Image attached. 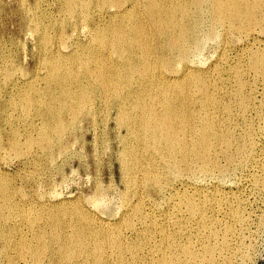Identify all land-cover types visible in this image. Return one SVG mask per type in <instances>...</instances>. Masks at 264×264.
<instances>
[{
  "label": "bare ground",
  "instance_id": "6f19581e",
  "mask_svg": "<svg viewBox=\"0 0 264 264\" xmlns=\"http://www.w3.org/2000/svg\"><path fill=\"white\" fill-rule=\"evenodd\" d=\"M69 1H71V0H69ZM97 1L101 4L102 3L106 4L107 2L109 3L108 6L111 7V11H112L111 17L113 18V20L106 23V20L104 18L106 15V14H104L106 10L100 8V9H98L100 11H97V13L95 14V15H97L98 20H93V22H94L93 27L86 25L87 34L90 36L91 39L93 38L96 41H98L97 43H94V45L100 44V46H104V48H103L104 52H103L102 48H98V49L95 48V49L89 50V51H91V53L87 52L86 59H84L81 62L82 63L81 69H83L82 70L83 74L81 75L82 77H80V83H79L80 84L79 87H80V91H81L80 97L78 94V97L81 98L79 104L81 106V103L83 105V103L85 104L88 101H91L90 103H93V101L95 100V98L97 96L104 99L105 105L108 108V110H104V112L108 111L109 116L112 114V112H114V114H115L114 118L116 120V124L120 128L124 129V134H122L123 142H121V140H119V138H118V142H120V145L122 143L123 146H122L121 150L119 149V147H117V148L120 150L118 154H120L119 155V161L121 164L120 165L121 170L124 174V176H123L125 178L124 180H126V183H127L128 187L130 188L129 190H131L132 194L135 196V201H133L134 199L133 200L131 199L133 202L130 199L127 200V197H126V200L124 199V201H122L121 205H122V207L124 206L125 210H123V212H122V215H121L122 219H121V222H118L119 224L118 223L111 224V223L105 221V222H101L98 225L92 224L91 225L92 227L90 229H86L85 226L84 227H78L79 222H78V225L75 226L76 224L74 222L77 220L76 219L75 221H73V223L75 225H73V223L66 225L68 229L64 231L63 239L60 238L61 233L60 234H58V232L56 233V230L54 232H52V235L50 237L53 238V242L56 244V246H54L55 248H49V249H51V250H49L50 253L45 256L46 258H43V259H45V261L43 260L42 263L44 262V264H236L235 258L237 256V254H238V256L240 254L241 260L244 261V258L247 257L251 251V244L250 245H247V244L239 245L238 241L240 239H242L245 235L244 234L245 232L243 230L244 229L243 226H245V225H243V224H244V220L246 221V219H245L246 216L243 217V215H246V214H243L241 212V210L239 209L240 206L236 207V208L232 207L231 203H232V198H233L232 196L233 195L229 196L225 192L219 191L220 187L218 189V184L222 180L221 176H224L231 169H232V171L235 170L234 166L242 165L244 162H248L249 159L251 160V158H253V156H256V155L252 154L254 147L256 146V141L258 139V133H259V130L257 129V126L255 125V123L256 122H257V124L258 123H264V42L260 46L259 43H261L262 41L261 40L259 41V39H258V34L261 32H264V0H124L123 2H120L121 0H97ZM60 3H61V1H60ZM69 4H70V2H69ZM91 4H93V3H91ZM76 6H79V5H76ZM25 7H26V5H24V8ZM28 7H29V5H28ZM96 7H97V5L94 8L96 9ZM21 8H22V6H21ZM73 8H75V7H73ZM26 9L27 8H25V10ZM108 9L110 10V8H108ZM59 10H60V8H59ZM71 11H73V9ZM60 12H58V13H60ZM37 13H39V11ZM65 13H67V12H65ZM106 13H107V11H106ZM70 14H73V13L71 12ZM74 14H73V16H74ZM81 14H83V13H81ZM76 15H78V14H76ZM90 15H92V14H90ZM75 19H77V18H75ZM85 19H87V17L84 18V20ZM91 19H92V17H91ZM60 21H62V20H60ZM77 22H75V23H77ZM80 24H81V19H80ZM66 25H67V23H66ZM54 26H53V28H54ZM74 26H78V25L75 24ZM63 28L65 30V27H63ZM71 28H72V26H71ZM51 29H49V30H51ZM78 32H80V31H78ZM63 33L65 34L64 31H63ZM63 33H62V35H63ZM59 34L60 33H58V35ZM87 34H85V36ZM58 35H57V37H58ZM8 36H10V35H8ZM82 36L80 34V37H82ZM37 37H39V36L37 35ZM54 37H56V36H54ZM65 37H66V35L64 36V40H66ZM233 38L236 40L235 41L236 45H234L232 43L234 41ZM59 39H60V37H59ZM87 39H89V38L87 37ZM36 40H38V39H36ZM62 40H61V42H62ZM211 40L216 41V44L214 42H212V43L215 44L214 47L216 48L218 55L216 56L217 58L215 59L214 62L210 63L209 61H207L210 64L208 63L205 65L204 61H203L204 59H202V54L204 52L203 50L206 48L205 47L206 43L209 44V41L211 42ZM4 41H6V40H4ZM250 41H252V42H250ZM74 42H75V39H74ZM77 42H79V38L77 39ZM84 42H86V41H84ZM62 44H63V42H62ZM73 44L75 45V43H73ZM208 44H207V46H208ZM210 45H209V47H210ZM52 46H53V44H52ZM91 46H93V45H91ZM229 49H234L235 52L230 54L231 52L230 53L228 52ZM64 51H66V50H64ZM55 52L59 55H63V57H65V58L70 57L73 53V52H71V53L69 52V54L67 53L68 55H66L65 53H62L59 49L56 50ZM49 54H54V52L51 51V53H49ZM82 54H84V53H82ZM113 55L115 56L114 58H113ZM11 56H12V54H11ZM75 56H76V53H75ZM77 58H80V57H77ZM103 59L110 61L109 62L110 64L109 65H103L106 62L105 61L104 63L102 62L103 67H101L102 65L100 66V64H101L100 61H102ZM8 60H7V62H8ZM4 62H6V61H4ZM43 62H45V61H43ZM67 62H69V61H67ZM207 62L205 61V63H207ZM46 63H48V62H45V65H46ZM13 64H11L10 66H12ZM59 64H60V62H59ZM66 64H68V63H66ZM76 64H78V63H76ZM56 65H53V66L51 65L52 66L51 69H53V71L58 68V66H56ZM20 67H22V66H20ZM65 67H66V65H65ZM77 67H78V65H77ZM77 67H76V69H77ZM6 68L7 67H5V69ZM8 68H10V67H8ZM11 69H13V68L11 67ZM46 69L49 70L50 68L48 69V67H47ZM46 69H44L45 72H46ZM59 69L61 70V68H59ZM67 69H68V67H67ZM3 70H4V68H3ZM9 71H11V70H9ZM24 71H26V70L24 69ZM24 71H23V73H24ZM48 73H50V72H48ZM62 73H63V71H62ZM68 73H69V71H68ZM70 73H72V71ZM37 74H38V72H37ZM7 75H8V73H7ZM67 75H69V74H67ZM5 77H7V76H5ZM66 77H68V76H66ZM26 78H24V79H26ZM76 78H77V76H76ZM34 79L32 78L33 81H34ZM17 81L11 82L13 84L12 87H15L18 85ZM61 81H63V80H61ZM61 81H60V83H61ZM70 82H71V80H70ZM52 84H53V82H52ZM67 84H68V82H67ZM59 85L61 86V84H59ZM6 86H7V84H6ZM31 86H33V85H31ZM38 86H39V84H37V88H38ZM47 87H50V86L47 85ZM18 88H19V85H18ZM81 88H83L84 90H82ZM85 89L88 91V94H86V95H84V93L86 92ZM16 90H17V88H16ZM5 91H6V89H5ZM62 92H63V94L65 93V95L67 97L73 98V100L76 97L75 93H73L71 91L66 92V90H62ZM1 93H0V95H2ZM36 93L38 94L39 90ZM47 93H49V92H47ZM21 94L23 95V93H21ZM25 94H26V92H25ZM32 95L30 96L31 97L30 100H32V97H33ZM47 97H48V95H47ZM51 97L54 100H58L57 96L54 94H51ZM20 98H22V97H20ZM37 99H38V97H37ZM66 99H67L66 97H64L63 99L62 98L59 99L60 104H62L63 107L66 106V104H65L66 102L68 103V101ZM38 100H40V99H38ZM48 100L49 99H47V102H48ZM68 100H71V99H68ZM76 100H78V99H76ZM3 101H4V98H3ZM33 101L34 100H32L31 103ZM71 103H74V102L72 101ZM34 104H32V105H34ZM48 105L50 106V103ZM12 106H13V104H12ZM45 106L46 105H44V107ZM80 106H79V108H80V110H82ZM83 106H85V105H83ZM4 107H6V106H4ZM22 107L24 108L26 106H22ZM86 107H87V105H86ZM90 107H93V106L91 105ZM90 107H88L89 112H90ZM56 108H58V107H56ZM76 108L74 107V110ZM85 108H83V109H85ZM67 109H69V108H67ZM48 110H49V108H48ZM71 110L69 111L70 113H71ZM74 110H73V112H74ZM3 111H7V110H3ZM12 111H14V108ZM12 111H10L9 113H11ZM24 111H27V110L25 109ZM38 111H39V109H38ZM67 111L64 113H67ZM77 111H76V113H77ZM93 111H94V109H93ZM46 112L49 113V111H46ZM52 112H55V111H52ZM85 112H82V113H85ZM26 113H28V112H26ZM64 113H63V115H64ZM11 114H14V112ZM105 114H107V112ZM10 115H8V116H10ZM26 116H27V114H26ZM51 116H52V114H49L47 118L49 119V117H51ZM109 116L107 118H109ZM64 117H66V116H64ZM78 117H80V116H78ZM94 118H95V116H94ZM21 119H22V117H21ZM72 119L73 118H70V121ZM15 120H17V119H15ZM19 120L20 119H18V121ZM26 120H27V118H26ZM14 122H16V121H14ZM24 122H26V121H24ZM29 122H30V120H29ZM39 122H42V121H39ZM51 122H52V119H51ZM54 122H55V120H54ZM48 123L46 122V125ZM8 124H9V121H8ZM37 124H38V122H37ZM44 124H45V122H43L41 126H43ZM50 124L51 123H49V125ZM55 124H56V122H55ZM67 124L68 123H66L64 125H67ZM73 124H75V123H73ZM14 125H15V123H14ZM79 125H81L80 122H79ZM105 125H106V122H105ZM31 126H32V122H31ZM71 126H72V124L70 125V127ZM11 127H12V125H11ZM29 127H30V125H29ZM65 127H64V129H65ZM60 128H61V126H60ZM18 129H20V128H18ZM24 129H26V128L24 127ZM51 129L49 128V130H51ZM45 130L47 131V129H45ZM68 130H70V128H68ZM39 131H41V130H39ZM53 131H51V132H53ZM119 131H122V130L119 129ZM4 132H5V130H4ZM14 132H16V131H14ZM34 132H35V130H34ZM51 132H49V133H51ZM66 132H67V129H66L65 133ZM27 133H29V132H27ZM20 134L22 135L23 133H20ZM53 134L54 133H52L51 135H53ZM58 134L60 135L61 133L58 132ZM28 135L29 134H27V136ZM40 135H41V133H40ZM54 135H56V133ZM119 135L120 134H118V136ZM21 137H23V135ZM37 137L40 138L41 136L38 135ZM45 137L47 140V136H45ZM55 138H56V136H55ZM62 138L63 137H61V139ZM18 139H20L19 141L22 140L21 138H18ZM50 139H48V140H50ZM43 140L44 139L41 138L42 143H43ZM36 141H38V140H36ZM50 141H48V142H50ZM51 142L53 143V141H51ZM15 143H17V142H15ZM24 143H23V146H24ZM39 143L36 142V144H39ZM2 144H3V142H2ZM53 144H55V143H53ZM57 144H58V142H57ZM96 144L94 143V145H96ZM11 145L13 146V144H11ZM25 145H27V142ZM28 145H29V143H28ZM28 145H27V147H29ZM12 146H11V148H13ZM14 146H15L14 148L16 150L17 146L15 144H14ZM39 146H40V144H39ZM44 146H42L43 149L46 148V146L45 147ZM11 148H9V149H11ZM21 148H23V147H21ZM49 148H50V146H49ZM4 149H6V147ZM52 149H53V147H52ZM72 149H74V148H72ZM22 150H20V152ZM25 150L27 151L28 149H25ZM30 150H32V149H30ZM49 150H51V149H49ZM103 150H105V149L103 148ZM64 151H65V149H64ZM5 152H6V150H5ZM9 152H10V150H9ZM51 152L53 153L52 150L49 153H51ZM254 152H255V150H254ZM4 153H3V155H4ZM28 153H30V152L28 151ZM57 153H58V151H57ZM25 154H26V156L25 155L24 156L27 157L26 152H25ZM39 154L41 155V153H39ZM46 154L44 153L45 156H46ZM66 154H67V152H66ZM95 154H96V152H95ZM37 155H38V153H37ZM16 156H17V154H16ZM4 157H6V156H4ZM19 157L20 156H18V158ZM21 157L23 158V156H21ZM40 157H43V156H40ZM2 158H3V156H2ZM64 158H66V157H64ZM220 158L226 160L228 162V165L223 166L220 163ZM48 159H50V158L48 157ZM32 160H34V159H32ZM27 161H30V158H29V160L27 159ZM46 161H47V159H46ZM63 161L64 160H62V162ZM34 162H38V161H34ZM99 162H100V160H99ZM255 166L256 165L254 164V168H255ZM257 167L259 168V170L262 174V181L258 182L257 184L259 186H261L262 190H264V161L262 163L259 161ZM96 174H97V172H96ZM1 178H2V176L0 177V179ZM201 178H204V179H201ZM207 178L211 182H213L212 186L214 189L209 190L210 193L212 192L211 194L205 193V192H203V190H197V189H199V187L197 188V186H196V185H198V183L201 185V187L207 186L206 188H208V185H206V179ZM4 179H5V177H4ZM6 179H7V177H6ZM1 182L3 183V181H1ZM7 182L10 185L12 183V182L10 183V180H8ZM8 183H7V185H9ZM96 183H98V182H96ZM208 183H210V182H208ZM222 183L223 184L225 183L224 180H222ZM190 184L193 186L192 192L189 189V191L191 193L187 192V190H186L187 185H190ZM111 186H112V184H111ZM126 186H125V188H127ZM192 186H188V187H192ZM220 186H222V185H220ZM115 187H117V186L115 185ZM180 188H184V189H182L183 191H180ZM1 189H0V192L4 191L5 189L7 190L8 187H6L3 190H1ZM9 189H10V192H11V190L14 191L13 188L12 189L10 188V186H9ZM122 189H123V187H122ZM95 190H96V188H95ZM95 190H94V193H95ZM20 193L23 194L22 191ZM41 193H42V191H41ZM100 193L102 194L101 190H100ZM231 194H233V193H231ZM239 194H238V197H240ZM1 195H3V194H1ZM10 195H12V193ZM57 195H59V194H57ZM13 196H15V195H13ZM20 196L22 197V195H20ZM3 197L5 198V196H3ZM236 197H234V198L236 199ZM17 198L19 199V197H17ZM31 198L32 197L28 198V200ZM93 198H94V196H93ZM6 199H4V200H6ZM57 199H58V197H57ZM238 199H240V198H238ZM242 199H241V201H242ZM40 200H42V197ZM53 200H54V198H53ZM71 200H73V199H71ZM14 201H12V202H14ZM66 201H68V200H66ZM162 201L165 204H167L168 202L171 203L169 210H165V209L163 210V208H161L160 205H161ZM21 202H23V201H21ZM38 202H39V200H38ZM88 202H89V198H88ZM92 202H93V200L91 201V203ZM236 202H240V201L238 200ZM16 203H13L12 205H14ZM25 203H26V207L29 206V205H27V202H25ZM30 203H31V200H30ZM33 203H35V202H33ZM68 203H70V202H68ZM98 203L99 202H95V204H93V208H95L94 206ZM244 203H245V201H244ZM20 205L18 207H20ZM33 205H35V204H33ZM47 205H49V204H47ZM70 205H71V203H70ZM70 205L68 204L67 207H69ZM74 205H76V204H74ZM87 205L90 206V204H87ZM242 205L244 206L245 204H242ZM15 206L16 205L13 206L14 209H15ZM36 206H37V204H36ZM29 207H27V208H29ZM42 207L46 208L47 206H42ZM53 207H54V204H53L52 208ZM23 208H25V207H23ZM34 208H36V207H34ZM26 209L24 211H26ZM76 209H77V207L75 208V210ZM11 210H13V209L11 208ZM47 210H48V208H47ZM92 210H94V209H92ZM5 211H6V209H5ZM24 211L19 210V212H24ZM29 211H31V210H29ZM33 211L34 210H32V212ZM52 211H53V209H52ZM73 211H74V209H73ZM73 211L71 210V212H73ZM41 212H42V210H41ZM60 212H62V211H60ZM75 212H77V211H75ZM82 212H84V211H82ZM100 212H102V211H100ZM104 212H105V210L103 211V213ZM161 212H162V215L164 216L163 221H161L162 219L160 220ZM0 213H2V211ZM17 213H18V211H17ZM29 213H31V212H29ZM49 213L51 214V211ZM57 213H59L58 210H57ZM64 213H65V211H64ZM24 214H26V213H24ZM65 214H63V216ZM90 214H91V212H90ZM219 214L222 215L224 221H226L225 224L223 223L224 226H222L223 227L222 229H219L218 228L219 225L217 224L218 222L220 223V220H218V217H217ZM20 215L22 216L23 214H20ZM36 215H40V213L36 214ZM3 216H4V214H3ZM18 216H17V218H18ZM33 216H34V214H33ZM50 216L48 218H51ZM70 216H73V214L72 215L70 214ZM74 216H75V214H74ZM81 216H83V214H81ZM85 216H83V217H85ZM8 217H11V214ZM28 217H30V216H28ZM28 217H27V220H28ZM36 217H38V216H36ZM53 217L56 219L57 216L55 217V215H54ZM90 217H92V216H90ZM65 218H64V220H65ZM9 219H11V218H9ZM35 219H37V218H35ZM55 219H54V221H55ZM86 219H88V218H86ZM86 219L83 218V220L87 222ZM51 220L53 221L52 218H51ZM94 220H96V219H94ZM94 220L92 221L93 223H94ZM5 221H7V220H5ZM98 221H100V220L97 219V222ZM65 222H66V220H65ZM249 222H250V220H249ZM67 223H68V221H67ZM69 223H71V222H69ZM84 224H86V223H84ZM251 224H252V222H251ZM6 225H8V223ZM22 225H25V223L24 224L22 223ZM34 225H35V223H34ZM41 225H43V224L42 223L40 224V227L43 230L44 226H41ZM236 225H238L239 227H236ZM53 226L55 227V225H53ZM23 227L24 226H22V228ZM63 227H65V226H63ZM220 227H221V225H220ZM259 227H260V225H259ZM18 228L21 229L20 226ZM26 228H28V227L26 226ZM32 228H33V226H32ZM194 228H198L196 233H194L192 231ZM45 229H46V227H45ZM47 229H48V227H47ZM51 229L53 230L54 228H51ZM55 229H57V227ZM3 230L6 231V229H3ZM21 230H23V229H21ZM50 230H49V232H50ZM220 231H222V232H220ZM16 232H17V230H16ZM26 232L27 231H25V234L28 233V232L27 233ZM30 233H31V231H30ZM41 234L44 235L43 233H41ZM219 234H222V235L220 236ZM23 237H24V235H23ZM8 238L9 237H7V239ZM16 238L17 237H15L14 239H16ZM42 238H45V237H41L40 239H42ZM28 239H29V237H28ZM36 239H37V237H36ZM44 240H46V239H44ZM246 240H248V239H246ZM1 242H2V239H1ZM13 242H14V240L12 241V243ZM16 242H17V240H16ZM39 242H42V241H39ZM239 242H241V241H239ZM15 243L13 246H15ZM235 243L238 245L236 246ZM25 244L26 243H24V245H22V247L25 246ZM11 246H12V244H11ZM5 247H6V245H5ZM5 247H4V251H5ZM17 248L20 250L21 247L20 248L17 247ZM26 248H27V245L24 249H26ZM38 248L30 250L33 257H34V258H32V260L34 262H40L41 261L40 255L43 254V252L41 254L39 253L40 252L39 250L41 248H39V249ZM52 249H54V251H55L54 253H53ZM44 251H45V249H44ZM22 253H24V252H22ZM44 253L46 254L48 252H44ZM28 254H29V252L27 254L25 253V255H26L25 257H27ZM44 255H43V257H44ZM19 256H20V254H19ZM22 256L23 255L21 254V258H22ZM238 256H237V259L239 258ZM3 258H5V257H3ZM22 259L20 261H22ZM28 259H29V257H28ZM24 261H26V260H24ZM5 262H7V261H5ZM28 263H29V261H28Z\"/></svg>",
  "mask_w": 264,
  "mask_h": 264
},
{
  "label": "rangeland",
  "instance_id": "374dc122",
  "mask_svg": "<svg viewBox=\"0 0 264 264\" xmlns=\"http://www.w3.org/2000/svg\"><path fill=\"white\" fill-rule=\"evenodd\" d=\"M24 1V2H23ZM29 1V2H28ZM0 0V93L2 95H0V177L2 176V178L0 179V182L3 181V183H0V189L3 190L6 187H8V189L5 191H1L0 193V212L2 211V213H0V264H44V262L42 263V261L46 258L45 256L48 255L50 253L49 248H55L54 246H56V244L53 242V238H51L50 236L52 235V232H54L56 230V233L58 232V234H60V238L63 239V234L64 231L67 230V224H72L73 221H76L73 223V225L77 226L78 222L79 225L78 227H86V229H90L92 226V224L94 225H98L101 222H109L111 224H116L118 222H121V215L123 210H125L124 206L122 207L121 203L122 201H124V199L126 200H133L135 201V196L132 194L131 190H129L130 188L128 187L126 180H124L125 178L123 177L124 174L121 170V164L119 161V151L121 150L123 144L120 142H118V138L119 140H121V142H123L122 140V134H124V129L120 128L117 124H116V120H115V114L114 112H112V114L109 116L108 111L104 110H108V108L105 105L104 99L100 98V97H96L95 100L93 101V103H90L91 101L86 102L85 104L81 103V106L79 104L81 98L80 94V87H79V83H80V77H82L81 75L83 74L82 70V61L84 59H86L87 57V52H90L89 50L92 49H98V48H102L103 52H104V46H100L94 43H97L98 41H96L95 39H91L90 36L87 34L86 30L88 26H92L93 27V20H98L97 15H95L97 13V11H100L98 9L102 8L105 11L104 14L105 15V20L106 23H108L109 21H112L113 18L111 17V7L108 6L109 3L107 2L106 4L104 3H99L97 0H71V1H67V0ZM41 3H40V2ZM61 1V3H60ZM124 0H121L120 2H123ZM22 2V3H21ZM37 2V3H36ZM39 2V3H38ZM52 2V3H51ZM65 2V3H64ZM70 2V4H69ZM73 2V3H72ZM76 2V3H75ZM26 3V4H25ZM60 3V4H59ZM93 3V4H91ZM26 5L25 8H27L25 10L24 5ZM29 7H28V5ZM35 4V5H34ZM44 4V5H43ZM38 5V6H37ZM60 5V6H59ZM70 5V6H69ZM79 5V6H76ZM88 5V6H87ZM92 5V6H91ZM97 5L96 9L94 8ZM22 6V8H21ZM32 6V7H31ZM69 8H68V7ZM83 6V7H82ZM94 6V7H93ZM34 7V8H33ZM75 7V8H73ZM106 7V8H105ZM60 8V10H59ZM80 8V9H79ZM82 8V9H81ZM88 8V9H87ZM110 8V10L108 9ZM48 9V10H47ZM65 9V10H64ZM67 9V10H66ZM73 9V11H71ZM75 9V10H74ZM86 9V10H85ZM94 9V10H93ZM108 9V10H107ZM39 11V13H37ZM61 11V12H60ZM74 14H70L71 12ZM79 11V12H78ZM83 11V12H82ZM85 11V12H84ZM57 12V13H56ZM60 12V13H58ZM67 12V13H65ZM110 12V13H109ZM25 13V14H24ZM34 13V14H33ZM80 13V14H79ZM83 13V14H81ZM32 14V15H31ZM63 14V15H62ZM65 14V15H64ZM68 14V15H67ZM78 14V15H76ZM92 14V15H90ZM32 16V17H31ZM55 16V17H54ZM67 16V17H66ZM84 20V18H86ZM79 17V18H78ZM84 17V18H83ZM90 17V18H89ZM92 17V19H91ZM30 18V19H29ZM55 18V19H54ZM77 18V19H75ZM83 18V19H82ZM38 19V20H37ZM59 19V20H58ZM66 19V20H65ZM73 19V20H72ZM79 19V20H78ZM80 19H81V24H80ZM46 20V21H45ZM54 20V21H53ZM62 20V21H60ZM92 20V21H91ZM27 21V22H26ZM45 21V22H44ZM70 21V22H69ZM78 21V22H77ZM29 22V23H28ZM56 22V23H55ZM60 22V23H59ZM67 25H66V23ZM77 22V23H75ZM25 23V24H24ZM55 23V24H54ZM105 23V24H106ZM29 24V25H28ZM78 25V26H74V25ZM27 25V26H26ZM33 25V26H32ZM40 25V26H39ZM55 25V26H54ZM82 25V26H81ZM54 26V28H53ZM60 26V27H59ZM72 26V28H71ZM59 27V28H58ZM65 27V30L64 28ZM68 27V28H67ZM74 27V28H73ZM46 28V29H45ZM48 28V29H47ZM52 28V29H51ZM78 28V29H77ZM51 29V30H49ZM59 29V30H58ZM72 29V30H71ZM81 29V30H80ZM43 30V31H42ZM54 30V31H53ZM85 30V31H84ZM56 31V32H55ZM63 31L65 32V34L63 33ZM80 31V32H78ZM84 34H83V33ZM30 33V34H29ZM36 33V34H35ZM40 33V34H39ZM58 33H60L58 35ZM63 33V35H62ZM56 36V37H54ZM71 34V35H70ZM80 34L82 37H80ZM85 34H87L85 36ZM10 35V36H8ZM12 35V36H11ZM37 35L40 37H37ZM58 35V37H57ZM61 35V36H60ZM66 35L64 40V36ZM44 36V37H43ZM46 36V37H45ZM53 36V37H52ZM3 37V38H2ZM9 37V38H8ZM60 37V39H59ZM87 37L89 39H87ZM53 40H51V39ZM58 40H57V39ZM75 42H74V39ZM79 38V42H77V39ZM2 39V40H1ZM38 39V40H36ZM63 39V40H62ZM70 39V40H69ZM258 39L259 41L261 40L262 42L259 43L260 46L261 44L264 42V32H261L258 34ZM6 40V41H4ZM8 40V41H7ZM63 44H62V42ZM69 40V41H68ZM73 40V41H72ZM233 44L236 45V40L233 38ZM2 41V42H1ZM37 41V42H36ZM39 41V42H38ZM44 41V42H43ZM51 41V42H50ZM61 43H60V42ZM86 41V42H84ZM91 41V42H90ZM75 43V45L73 43ZM77 42V43H76ZM212 42H214L216 44V41L211 40V42L209 41V44L206 43V50L204 49L203 54H202V59H204V64H208L209 62H214L215 59L217 58L216 56L217 54V50L214 47L215 44H213ZM252 42V41H250ZM39 45H38V44ZM41 43V44H40ZM50 43V44H49ZM231 43V44H232ZM53 44V46H52ZM67 44V45H66ZM86 44V45H85ZM208 44V46H207ZM213 46H211V45ZM49 45V46H48ZM79 45V46H78ZM93 45V46H91ZM210 45V47H209ZM41 46V47H40ZM74 46V47H73ZM40 47V48H39ZM56 49H55V48ZM61 47V48H60ZM91 47V48H90ZM94 47V48H93ZM42 48V49H41ZM54 48V49H53ZM70 50H69V49ZM41 51H40V50ZM48 49V50H47ZM60 50L62 53H65L66 55L69 54V52H73L72 55L68 58L63 57V55H59L57 54L55 51L56 50ZM85 49V50H84ZM46 50V51H45ZM66 50V51H64ZM69 50V51H68ZM76 52H75V51ZM233 50V51H232ZM51 51L54 52V54H49L51 53ZM84 51V52H83ZM45 52V53H44ZM86 52V53H85ZM228 52L230 54H232L234 51V49H229ZM49 55H48V54ZM68 53V54H67ZM76 53V56H75ZM84 53V54H82ZM12 54V56H11ZM54 55V56H53ZM204 55V56H203ZM46 56V57H45ZM53 58H52V57ZM57 56V57H56ZM61 56V57H60ZM80 57V58H77ZM115 56L113 55V58ZM214 57V58H213ZM6 58V59H5ZM9 59V60H8ZM57 59V60H56ZM67 59V60H66ZM71 59V60H70ZM80 59V60H79ZM211 59V60H210ZM8 60V62H7ZM16 60V61H15ZM75 60V61H74ZM6 61V62H4ZM15 61V62H14ZM42 61V62H41ZM46 63L45 65V62ZM66 61V62H65ZM69 61V62H67ZM78 61V62H77ZM106 61V62H105ZM205 61H209L207 63H205ZM4 62V63H3ZM60 62V64H59ZM101 64L100 66L103 65H109L110 61L103 59L102 61H100ZM103 62V63H102ZM14 63V64H13ZM64 63V64H63ZM68 63V64H66ZM74 63V64H73ZM78 63V64H76ZM209 63V64H210ZM11 64H13L12 66H10ZM17 64V65H16ZM43 66H42V65ZM57 64V65H56ZM71 64V65H70ZM80 64V65H79ZM203 64V65H204ZM40 65V66H39ZM56 65L58 66V68L56 70L53 71L52 66ZM61 65V66H60ZM66 65V67H65ZM80 68H78L77 67ZM93 65V64H92ZM103 65L101 67H103ZM17 66V67H16ZM22 66V67H20ZM81 66V67H80ZM5 67H7L5 69ZM10 67V68H8ZM11 67L13 69H11ZM42 67V68H41ZM48 67L49 70H47L46 68ZM68 67V69H67ZM77 67V69H76ZM6 71H4L3 70ZM61 68V70L59 69ZM24 69L26 71H24ZM46 69V72L45 70ZM67 69V70H66ZM70 69V70H69ZM11 70V71H9ZM51 70V71H50ZM58 70V71H57ZM3 71V72H2ZM24 71V73H23ZM50 73H48V72ZM56 71V72H55ZM63 73L61 74L60 72ZM69 71V73H68ZM72 71V73H70ZM19 72V73H18ZM38 72V74H37ZM66 72V73H65ZM76 72V73H75ZM79 72V73H78ZM2 73V74H1ZM8 73V75H7ZM13 73V74H12ZM23 73V74H22ZM29 73V74H28ZM34 73V74H33ZM57 73V74H56ZM74 73V74H73ZM78 73V74H77ZM21 74V75H20ZM69 74V75H67ZM33 75V76H32ZM64 75V76H63ZM77 78H76V76ZM7 76V77H5ZM10 76V77H9ZM22 76V77H21ZM28 76V77H27ZM32 76V77H31ZM60 78H59V77ZM68 76V77H66ZM27 77V78H26ZM38 77V78H37ZM47 77V78H46ZM49 77V78H48ZM55 77V78H54ZM8 78V79H7ZM10 78V79H9ZM12 78V79H11ZM26 78V79H24ZM32 78L34 79V81L32 80ZM23 79V80H22ZM59 79V80H58ZM73 79V80H72ZM18 80V81H17ZM63 80V81H61ZM66 80V81H65ZM71 80V82H70ZM8 81V82H7ZM12 81H17L18 85L15 87H12L13 84L11 83ZM48 81V82H47ZM55 81V82H54ZM61 81V83H60ZM75 81V82H74ZM53 82V84H52ZM68 82V84H67ZM20 83V84H19ZM34 83V84H33ZM43 83V84H42ZM49 83V84H48ZM72 83V84H71ZM7 84V86H6ZM27 84V85H26ZM37 84H39L38 88H37ZM57 84V85H56ZM61 84V86L59 85ZM66 84V85H65ZM75 84V85H74ZM33 85V86H31ZM35 85V86H34ZM50 86V87H47ZM59 85V86H58ZM69 85V86H68ZM49 89H47L46 87ZM54 86V87H53ZM29 87V88H28ZM40 87V88H39ZM64 87V88H63ZM6 91H5V89ZM17 88V90H16ZM52 88V89H51ZM75 88V89H74ZM86 88V87H85ZM82 90H84L83 88H81ZM36 90V91H35ZM39 93L37 94L36 92ZM44 90V91H43ZM56 90V91H55ZM60 92H58V91ZM62 90H66L67 91H71L73 93H75V99L73 100V98H69L65 95V93L63 94ZM15 91V92H14ZM17 91V92H16ZM20 91V92H19ZM85 93L84 95L88 94V91L85 89ZM5 92V93H4ZM26 92V94H25ZM33 92V93H32ZM49 92V93H47ZM54 92V93H53ZM17 93V94H16ZM23 93V95L21 94ZM5 94V95H4ZM33 94V95H32ZM36 96H35V95ZM51 94H54L57 96L58 100H54L51 97ZM79 94V97H78ZM4 95V96H3ZM16 95V96H15ZM32 97V100H34L32 103L30 100V96ZM39 95V96H38ZM48 95V97H47ZM90 95V94H89ZM42 96V97H41ZM2 97V98H1ZM14 97V98H13ZM19 97V98H18ZM22 97V98H20ZM40 99L38 100L37 99ZM40 97V98H39ZM44 97V98H43ZM66 97L68 103H65L66 106L63 107L62 104H60L59 99L60 98H64ZM4 98V101H3ZM14 99V100H13ZM43 99V100H42ZM47 99L48 102H47ZM71 99V100H68ZM78 99V100H76ZM26 102H25V101ZM46 100V101H45ZM18 101V102H17ZM74 103H71V102ZM6 104H5V103ZM20 102V103H19ZM37 102V103H36ZM39 102V103H38ZM45 102V103H44ZM15 103V104H14ZM18 103V104H17ZM25 103V104H24ZM35 103V104H34ZM50 103V106L48 105ZM56 103V104H55ZM77 103V104H76ZM13 104V106H12ZM20 104V105H19ZM23 104V105H22ZM34 104V105H32ZM56 106H55V105ZM58 104V105H57ZM94 107H90L91 105ZM17 105V106H16ZM44 105H46L44 107ZM69 105V106H68ZM87 105V107H86ZM6 106V107H4ZM19 106V107H18ZM21 106V107H20ZM22 106H26L24 107L27 111H24L25 109ZM48 106V107H47ZM54 106V107H53ZM62 106V107H61ZM68 106V107H67ZM78 106V107H77ZM79 106L81 107L82 110H80ZM83 106V107H82ZM34 107V108H33ZM47 107V108H46ZM58 107V108H56ZM69 109H67V108ZM73 107V108H72ZM74 107L78 110H74ZM86 107V108H85ZM88 107H90V112L88 111ZM9 108V109H8ZM14 108V111H12ZM33 108V109H32ZM49 108V110H48ZM51 108V109H50ZM60 108V109H59ZM64 108V109H63ZM85 108V109H83ZM103 108V109H102ZM106 108V109H105ZM24 109V110H23ZM36 109V110H35ZM39 109V111H38ZM54 109V110H53ZM68 111H67V110ZM72 109V110H71ZM87 109V110H86ZM94 109V111H93ZM2 110V111H1ZM3 110H7V111H3ZM12 111L11 113L14 112V114L9 113L10 111ZM19 110V111H18ZM34 110V111H33ZM71 110V113L69 112ZM74 110V112H73ZM41 111V112H40ZM46 111H49L46 112ZM55 111V112H52ZM67 113H64L66 112ZM77 111V113H76ZM86 111V112H85ZM7 112V113H6ZM16 112V113H15ZM24 112V113H23ZM28 112V113H26ZM85 112V113H82ZM107 112V114H105ZM34 113V114H33ZM49 114H52L51 117H49V119L47 118ZM62 113V114H61ZM64 113V115H63ZM74 113V114H73ZM11 114V115H10ZM23 114V115H22ZM27 114V116H26ZM32 114V115H31ZM46 116H45V115ZM54 114V115H53ZM71 114V115H70ZM76 114V115H75ZM103 114V115H102ZM10 115V116H8ZM17 115V116H16ZM29 115V116H28ZM44 115V116H43ZM92 115V116H91ZM6 116V117H5ZM19 116V117H18ZM31 116V117H30ZM42 116V117H41ZM56 116V117H55ZM66 116V117H64ZM69 116V117H68ZM80 116V117H78ZM95 116V118H94ZM103 116V117H102ZM109 116V118H107ZM9 117V118H8ZM15 117V118H14ZM22 117V119H21ZM39 117V118H38ZM61 117V118H60ZM75 117V118H74ZM97 117V118H96ZM3 118V119H2ZM24 118V119H23ZM27 118V120H26ZM31 118V119H30ZM52 122H51V119ZM63 118V119H62ZM70 118H73L70 121ZM81 118V119H80ZM12 119V120H11ZM17 119V120H15ZM18 119H20L18 121ZM30 122H29V120ZM42 119V120H41ZM9 124H8V121ZM42 122H39V121ZM46 120V121H45ZM56 125L55 124V122ZM63 120V121H62ZM81 120V121H80ZM106 120V121H105ZM110 120V121H109ZM13 121V122H12ZM16 121V122H14ZM26 121V122H24ZM75 121V122H74ZM77 121V122H76ZM81 125H79V122ZM115 121V122H114ZM2 122V123H1ZM31 122H32V126H31ZM38 122V124H37ZM45 122V124L43 126L42 123ZM46 122L51 123L49 125V123L46 125ZM62 122V123H61ZM106 122V125H105ZM12 123V124H11ZM15 123V125H14ZM25 123V124H24ZM30 123V124H29ZM41 123V124H40ZM68 123L67 125H64ZM72 124V126L70 127V125ZM75 123V124H73ZM115 123V124H114ZM53 124V125H52ZM112 124V125H111ZM3 125V126H2ZM10 125V126H9ZM12 125V127H11ZM17 125V126H16ZM28 125V126H27ZM30 125V127H29ZM57 127H56V126ZM64 125V126H63ZM255 125L257 126V129L259 130L258 133V139L256 141V146L254 147V150L252 152L253 158H251V160L249 159L248 162H244L242 165H238V166H234L235 170L232 171V169L227 172L224 176H221L222 180H224V184L221 182L218 184V189L219 191H223L226 194H228L229 196H232V207L236 208L239 207V209L241 210V212L243 214V217L246 216V221L244 220V237L242 239H240L238 244L239 245H250L251 244V251L249 253V257H245L244 261L241 260L240 254L237 256L240 258L237 259V256L235 258L236 260V264H264V190L261 189V186H259L257 183L262 181V174L259 170V168L257 167L258 162L260 161L261 163L264 161V123H255ZM5 126V127H4ZM50 126V127H49ZM61 126V128H60ZM66 126V127H65ZM80 126V127H79ZM107 126V127H106ZM112 126V127H111ZM115 126V127H114ZM24 127L27 129H24ZM56 127V128H55ZM65 127V129H64ZM73 127V128H72ZM92 127V128H91ZM15 128V129H14ZM20 128V129H18ZM34 128V129H33ZM49 128L51 130H49ZM68 128H70V130H68ZM76 128V129H75ZM91 128V129H90ZM118 128V129H117ZM8 129V130H7ZM17 129V130H16ZM24 129V130H23ZM47 129V131L45 130ZM57 131H56V130ZM64 129V130H63ZM67 129V132L65 133ZM75 129V130H74ZM81 129V130H80ZM122 130V131H119ZM5 130V132H4ZM7 130V131H6ZM35 130V132H34ZM41 130V131H39ZM54 130V131H53ZM64 132H62V131ZM93 130V131H92ZM105 130V131H104ZM13 131V132H12ZM16 131V132H14ZM46 131V132H45ZM53 131V132H51ZM71 131V132H70ZM118 131V132H117ZM29 132V133H27ZM41 135H40V133ZM45 132V133H44ZM51 132V133H49ZM61 133L60 135L58 134ZM100 132V133H99ZM104 132V133H103ZM13 133V134H12ZM17 133V134H16ZM20 133H23V137H21L22 135ZM44 133V134H43ZM52 133H56V135H51ZM63 133V134H62ZM27 134H29L27 136ZM33 134V135H32ZM44 136H43V135ZM118 134H120L118 136ZM41 136L40 138L37 136ZM49 135V136H48ZM62 135V136H61ZM107 135V136H106ZM33 136V137H32ZM47 136V140L50 139L52 136V138L50 139L51 141H53V144L50 140V142H48L46 140ZM56 136V138H55ZM118 136V137H117ZM29 137V138H28ZM45 137V138H44ZM61 137H63L61 139ZM93 137V138H92ZM107 137V138H106ZM3 138V139H2ZM5 138V139H4ZM21 138L22 140L19 141ZM27 138V139H26ZM32 140H31V139ZM41 138L44 139L43 143L41 141ZM121 138V139H120ZM14 139V140H13ZM26 141H25V140ZM32 141H30V140ZM38 141H36V140ZM57 139V140H56ZM117 139V140H116ZM18 140V141H17ZM28 140V141H27ZM64 140V141H63ZM75 140V141H74ZM89 140V141H88ZM103 140V141H102ZM31 143H30V142ZM40 144H36V142ZM108 141V142H107ZM110 141V142H109ZM13 142V143H12ZM17 142V143H15ZM24 146H23V143ZM27 142V145L29 143V147H27V145H25ZM35 142V143H34ZM58 142V144H57ZM9 143V144H8ZM49 143V144H48ZM61 143V144H60ZM65 143V144H64ZM94 143L96 145H94ZM105 143V144H104ZM13 144V146L11 145ZM14 144L17 146L16 150H15V146ZM31 144V145H30ZM51 144V145H50ZM60 144V145H59ZM75 144V145H74ZM101 146H100V145ZM46 146L45 149H43L42 146ZM48 145V146H47ZM58 145V146H57ZM94 145V146H93ZM107 145V146H106ZM117 145V146H116ZM119 145V146H118ZM11 146L14 148H11ZM27 148H26V147ZM44 146V147H45ZM50 146V148H49ZM103 146V147H102ZM6 147V149H4ZM23 147V148H21ZM25 147V148H24ZM33 147V148H32ZM37 147V148H36ZM53 147V149H52ZM119 147V149L117 148ZM11 148V149H9ZM41 148V149H40ZM53 151V153H49L51 150ZM74 148V149H72ZM103 148L105 150H103ZM24 151H23V150ZM25 149H28L27 151ZM32 149V150H30ZM36 149V150H35ZM60 149V150H59ZM65 149V151H64ZM82 149V150H81ZM3 150V151H2ZM6 150V152H5ZM8 150V151H7ZM10 150V152H9ZM20 150H22L21 153ZM34 150V151H33ZM49 150V151H48ZM73 150V151H72ZM103 150V151H102ZM108 150V151H107ZM28 151L30 153H28ZM58 151V153H57ZM64 151V152H63ZM98 151V152H97ZM117 153H116V152ZM5 152V153H4ZM17 156H16V154ZM25 152L27 153V157ZM61 152V153H60ZM67 152V154H66ZM79 152V153H78ZM96 152V154H95ZM4 153V155H3ZM8 155H7V154ZM34 153V154H33ZM38 153V155H37ZM41 153V155L39 154ZM43 153V154H42ZM44 153L46 154V156L44 155ZM82 153V154H81ZM99 155H98V154ZM2 154V155H1ZM33 154V155H32ZM60 154V155H59ZM62 154V155H61ZM85 154V155H84ZM25 155V156H24ZM53 155V156H52ZM64 155V156H63ZM101 155V156H100ZM3 156V158H2ZM6 156V157H4ZM18 156H20L18 158ZM23 156V158L21 157ZM30 156V157H29ZM43 156V157H40ZM60 156V157H59ZM70 156V157H69ZM82 156V157H81ZM86 156V157H85ZM100 156V157H99ZM46 157V158H45ZM48 157L50 159H48ZM66 157V158H64ZM30 161H27V159ZM36 158V159H35ZM44 158V159H43ZM63 158V159H62ZM82 158V159H81ZM101 158V159H100ZM255 158V159H254ZM7 159V160H6ZM23 159V160H22ZM26 159V160H25ZM34 159V160H32ZM47 159V161H46ZM59 159V160H58ZM118 159V160H117ZM253 159V160H252ZM15 160V161H14ZM43 160V161H42ZM62 160H64L62 162ZM100 160V162H99ZM2 161V162H1ZM34 161H40L38 162H34ZM49 161V162H48ZM115 161V162H114ZM252 161V162H251ZM255 163H254V162ZM22 162V163H21ZM33 162V163H32ZM44 162V163H43ZM54 162V163H53ZM95 162V163H94ZM38 163V164H37ZM118 163V164H117ZM220 163L223 166H227L228 162L222 158H220ZM46 164V165H45ZM110 164V165H109ZM254 164L256 165L254 168ZM33 165V166H32ZM52 167H50V166ZM20 166V167H19ZM46 168H45V167ZM49 166V167H48ZM40 167V168H39ZM21 169V170H20ZM53 169V170H52ZM55 169V170H54ZM115 169V170H114ZM44 170V171H43ZM76 172V173H75ZM97 172V174H96ZM24 173V174H23ZM5 175V176H4ZM17 175V176H16ZM78 175V176H77ZM71 176V177H70ZM5 177V179H4ZM7 177V179H6ZM97 177V178H96ZM99 177V178H98ZM117 177V178H116ZM34 178V179H33ZM65 178V179H64ZM123 178V179H122ZM3 179V180H2ZM64 179V180H63ZM67 179V180H66ZM97 179V180H96ZM204 179V178H201ZM5 180V181H4ZM8 180H10L11 185L7 182ZM24 181V182H23ZM63 181V182H62ZM111 181V182H110ZM121 181V182H120ZM210 183H208V182ZM6 182V183H5ZM98 182V183H96ZM101 182V183H100ZM7 183L9 185H7ZM32 183V184H31ZM61 183V184H60ZM117 183V184H116ZM4 186H3V185ZM6 184V185H5ZM14 186H13V185ZM106 184V185H105ZM108 184V185H107ZM112 184V186H111ZM213 182H211L208 178L206 179V185H208V188L206 187H201V185L198 183L197 188L199 187V189L197 190H203V192L205 193H210L209 190H213V186H212ZM2 185V186H1ZM114 185V186H113ZM115 185L117 187H115ZM127 185V186H126ZM222 185V186H220ZM224 185V186H223ZM6 186V187H5ZM10 188L14 191L11 190L10 192ZM58 186V187H57ZM103 186V187H102ZM106 186V187H105ZM125 186L127 188H125ZM188 186H192L187 185V192L191 193L193 190V186L192 187H188ZM212 186V187H211ZM108 187V188H107ZM123 187V189H122ZM201 187V188H200ZM23 192L20 193L21 191ZM96 188V190H95ZM203 188V189H202ZM23 189V190H22ZM105 189V190H104ZM107 189V190H106ZM122 189V190H121ZM125 189V190H124ZM127 189V190H126ZM182 189L184 188H180V191H183ZM190 189V191H189ZM30 190V191H29ZM95 190V193H94ZM100 190L102 192V194L100 193ZM129 190V191H128ZM205 190V191H204ZM207 190V191H206ZM8 191V192H7ZM42 191V193H41ZM116 191V192H115ZM4 192V193H3ZM15 194H14V193ZM36 192V193H35ZM99 192V193H98ZM12 193V195H10ZM20 193V194H19ZM25 193V194H24ZM35 193V194H34ZM62 193V194H61ZM104 193V194H103ZM115 193V194H114ZM128 193V194H127ZM212 193V192H211ZM210 193V194H211ZM233 193V194H231ZM240 193V194H239ZM9 194V195H8ZM18 196H17V195ZM37 194V195H36ZM59 194V195H57ZM127 194V195H126ZM237 194V195H236ZM238 194L240 197H238ZM8 195V196H7ZM15 195V196H13ZM22 195V197L20 196ZM26 195V196H25ZM37 197H36V196ZM54 195V196H53ZM223 195V194H222ZM240 199H238L236 196ZM5 196V198L3 197ZM46 196V197H45ZM53 196V197H52ZM61 196V197H60ZM78 196V197H77ZM94 196V198H93ZM96 196V197H95ZM98 196V197H97ZM224 196V195H223ZM242 196V197H241ZM19 197V199L17 198ZM32 197L31 199L28 200V198ZM39 197V198H38ZM42 197V200H40ZM44 197V198H43ZM52 197V198H51ZM58 197V199H57ZM64 197V198H63ZM91 197V198H90ZM236 197V199L234 198ZM8 200H7V199ZM38 198V199H37ZM54 198V200H53ZM78 198V199H77ZM81 198V199H80ZM88 198H89V202H88ZM96 198V199H95ZM243 198V199H242ZM6 199V200H4ZM11 199V200H10ZM15 201H14V200ZM33 199V200H32ZM35 199V200H34ZM73 199V200H71ZM84 199V200H83ZM86 199V200H85ZM235 199V200H234ZM242 199V201H241ZM3 200V201H2ZM19 200V201H18ZM31 200V203H30ZM39 200V202H38ZM68 200V201H66ZM93 200V202L91 203V201ZM95 200V201H94ZM131 200V201H132ZM234 200V201H233ZM240 201V202H236V201ZM7 201V202H6ZM9 201V202H8ZM14 201V202H12ZM23 201V202H21ZM66 201V202H65ZM132 201V202H133ZM245 201V203H244ZM4 202V203H3ZM12 202V203H11ZM17 202V203H16ZM19 202V203H18ZM21 202V203H20ZM27 202V208L26 207V203ZM35 202V203H33ZM43 202V203H42ZM62 202V203H61ZM70 202V203H68ZM75 202V203H74ZM78 204H77V203ZM88 202V203H87ZM95 202H99L98 204H96L93 208V204H95ZM7 203V204H6ZM9 203V204H8ZM13 203H16L14 205L15 209H14V205H12ZM43 205H42V204ZM45 203V204H44ZM58 203V204H57ZM60 203V204H59ZM170 202H168L167 204H165L163 201L161 202V208H163V210H169L170 209ZM235 205H234V204ZM241 203V204H240ZM11 204V205H10ZM22 206H21V205ZM25 204V205H24ZM35 204V205H33ZM37 204V206H36ZM49 204V205H47ZM54 204V207L52 208ZM65 204V205H64ZM68 204L70 205L69 207ZM73 204V205H72ZM76 204V205H74ZM85 204V205H84ZM87 204H90L87 205ZM242 204H245L244 206ZM4 205V206H3ZM20 205V207H18ZM32 205V206H31ZM56 205V206H55ZM82 205V206H81ZM98 205V206H97ZM8 206V207H7ZM42 206H47L42 207ZM51 208H50V207ZM80 206V207H79ZM85 206V207H84ZM242 206V207H241ZM13 210H11V208ZM18 207V208H17ZM25 207V208H23ZM36 207V208H33ZM38 207V208H37ZM40 207V208H39ZM63 207V208H62ZM72 207V208H71ZM77 207V209L75 210V208ZM18 210H17V209ZM23 208V209H22ZM27 208V209H26ZM44 208V209H43ZM48 208V210H47ZM50 208V209H49ZM60 208V209H59ZM79 208V209H78ZM99 208V209H98ZM124 208V209H123ZM160 208V209H161ZM6 209V211H5ZM9 209V210H8ZM26 209V211H24ZM31 211H29V210ZM53 209V211H52ZM70 209V210H69ZM74 209V211H73ZM94 209V210H92ZM121 209V210H120ZM8 210V211H7ZM20 211H24V212H19ZM32 210H34L32 212ZM42 210V212H41ZM45 210V211H44ZM57 210L59 211V213H57ZM67 210V211H66ZM71 210L73 212H71ZM81 212H80V211ZM105 210V214L103 213V211ZM162 210V211H163ZM10 211V212H9ZM13 211V212H12ZM18 211V213H17ZM39 211V212H38ZM44 211V212H43ZM51 211V214L55 217L56 219L49 213ZM62 211V212H60ZM65 211V213H64ZM77 211V212H75ZM84 211V212H82ZM102 211V212H100ZM246 211V212H245ZM7 212V213H6ZM28 212V213H27ZM31 212V213H29ZM47 212V213H46ZM75 212V213H74ZM83 214V216H81V214ZM88 212V213H87ZM91 212V214H90ZM108 212V213H107ZM110 212V213H109ZM6 213V214H5ZM17 213V214H16ZM26 213V214H24ZM40 215H36L39 214ZM45 213V214H44ZM56 213V214H55ZM77 213V214H76ZM86 213V214H85ZM93 213V214H92ZM4 214V216H3ZM11 217H8L10 216ZM20 214H23L22 216ZM32 214V215H31ZM34 214V216H33ZM63 214H65L63 216ZM68 214V215H67ZM70 214L74 216L75 214V218L73 216H70ZM79 214V215H78ZM97 214V215H96ZM111 214V215H110ZM19 215V216H18ZM43 215V216H42ZM46 215V216H45ZM53 219V221L51 220V218H48L49 216ZM96 215V216H95ZM14 218H13V217ZM18 216V218H17ZM21 216V217H20ZM30 216V217H28ZM38 216V217H36ZM45 216V217H44ZM68 218H67V217ZM70 216V217H69ZM92 216V217H90ZM28 217V220H27ZM33 219H32V218ZM42 217V218H41ZM66 217V218H65ZM73 217V218H72ZM96 217V218H95ZM218 220H220V223L218 222L217 224L219 225L218 228L222 229L224 226L223 223L225 224L226 221H224L222 215H218ZM4 218V219H3ZM11 218V219H9ZM13 218V219H12ZM37 218V219H35ZM39 218V219H38ZM42 220H41V219ZM66 222H65V220ZM70 218V219H69ZM83 218H88L86 219V221L83 220ZM107 218V219H106ZM55 219V221H54ZM81 219V220H80ZM90 219V220H89ZM96 219V220H94ZM97 219H99L100 221L97 222ZM162 219V220H161ZM248 219V220H247ZM7 220V221H5ZM10 220V221H9ZM17 220V221H16ZM23 220V221H22ZM41 220V221H40ZM44 220V221H43ZM70 220V221H69ZM94 220V223L92 222ZM160 220L163 221L164 220V216L160 215ZM250 220V222H249ZM9 221V222H8ZM14 221V222H13ZM35 221V222H34ZM68 221V223H67ZM83 221V222H82ZM3 222V223H2ZM16 222V223H15ZM27 222V223H26ZM54 222V223H53ZM71 222V223H69ZM91 222V223H90ZM97 222V223H96ZM252 222V224H251ZM8 223V225H6ZM18 223V224H17ZM22 223L25 225H22ZM32 223V224H31ZM35 223V225H34ZM43 224L41 226H44L43 230L40 227V224ZM46 223V224H45ZM52 223V224H51ZM56 223V224H55ZM58 223V224H57ZM82 225H81V224ZM86 223V224H84ZM248 223V224H247ZM15 224V225H14ZM20 224V225H19ZM31 224V225H30ZM39 224V225H38ZM65 224V225H64ZM119 224V223H118ZM12 225V226H11ZM55 225V227L53 226ZM93 225V226H94ZM221 225V227H220ZM260 225V227H259ZM2 226V227H1ZM20 226V228L18 227ZM22 226H24L22 228ZM26 226L28 228H26ZM33 226V228H32ZM39 226V227H38ZM52 226V227H51ZM65 226V227H63ZM7 227V228H6ZM9 227V228H8ZM46 227V229H45ZM48 227V229H47ZM50 227V228H49ZM57 227V229H55ZM236 227H239L238 225H236ZM249 227V228H248ZM12 230H11V229ZM51 228H54L53 230ZM3 229H6L3 230ZM19 229V230H18ZM41 229V230H40ZM51 229V230H50ZM17 230V232H16ZM50 230V232H49ZM198 230V228H194L192 231L194 233H196ZM247 230V231H246ZM11 231V232H10ZM25 231H27L25 234ZM31 231V233H30ZM39 231V232H38ZM46 231V232H45ZM252 233H251V232ZM19 232V233H18ZM37 232V233H36ZM222 232V231H220ZM250 232V233H249ZM10 233V234H9ZM18 233V234H17ZM21 233V234H20ZM24 233V234H23ZM41 233H43L44 235H42ZM50 235H49V234ZM249 233V234H248ZM9 234V235H8ZM40 234V235H39ZM20 235V236H19ZM24 235V237H23ZM37 239H36V237ZM40 237H39V236ZM220 236L222 234H219ZM248 235V236H247ZM2 237V238H1ZM7 237H9L7 239ZM15 237H17L16 239H14ZM21 237V238H20ZM29 237V239H28ZM35 239H34V238ZM39 237V238H38ZM41 237H45L40 239ZM52 240H51V239ZM2 239V242H1ZM7 239V240H6ZM10 239V240H9ZM20 239V240H19ZM46 239V240H44ZM248 239V240H246ZM6 240V241H5ZM14 240V242L12 243V241ZM17 240V242H16ZM34 240V241H33ZM36 240V241H35ZM42 242H39V241ZM44 240V241H43ZM11 241V242H10ZM26 241V242H25ZM30 241V242H29ZM16 242V243H15ZM19 242V243H18ZM21 242V243H20ZM28 242V243H27ZM244 242V243H243ZM15 243V246H13ZM22 247V245H24ZM37 243V244H36ZM42 243V244H41ZM48 246H46L45 244ZM12 244V246H11ZM21 244V245H20ZM238 244L235 243V245L237 246ZM2 245V246H1ZM6 245V247H5ZM17 245V246H16ZM27 245V248L24 249ZM39 245V246H38ZM42 245V246H41ZM11 246V247H10ZM3 247V248H2ZM4 247H5V251H4ZM8 247V248H7ZM17 247H21L20 250ZM29 247V248H28ZM41 248L39 251V253L41 254L43 252L42 255H40V262H34L32 260L33 255L31 253V249H37V248ZM43 247V248H42ZM48 249H47V248ZM15 248V249H14ZM17 248V249H16ZM38 248V249H39ZM13 249V250H12ZM23 249V250H22ZM45 249V251H44ZM8 250V251H7ZM15 250V251H14ZM19 250V251H18ZM28 250V251H27ZM47 250V251H46ZM53 253L55 252L54 249ZM4 251V252H3ZM14 253H13V252ZM27 251V252H26ZM21 252V253H20ZM24 252V253H22ZM29 252V256L27 255V257H25V253L27 254ZM44 252H48V253H44ZM2 254V255H1ZM8 254V255H7ZM13 254V255H12ZM20 254V256H19ZM21 254L23 255L21 258ZM45 254V255H44ZM4 255V256H3ZM12 255V256H11ZM44 255V257H43ZM17 258H16V257ZM5 257V258H3ZM29 257V259H28ZM10 258V259H9ZM22 261H20L21 259ZM3 260V261H2ZM7 262H5V261ZM15 260V261H14ZM26 260V261H24ZM13 261V262H12ZM29 261V263H28ZM12 262V263H11ZM15 262V263H14ZM27 262V263H26ZM31 262V263H30ZM243 262V263H242Z\"/></svg>",
  "mask_w": 264,
  "mask_h": 264
}]
</instances>
